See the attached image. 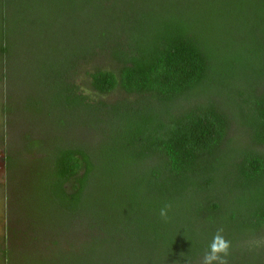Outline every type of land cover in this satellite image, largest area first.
Wrapping results in <instances>:
<instances>
[{
  "label": "trees",
  "instance_id": "1",
  "mask_svg": "<svg viewBox=\"0 0 264 264\" xmlns=\"http://www.w3.org/2000/svg\"><path fill=\"white\" fill-rule=\"evenodd\" d=\"M70 1L100 23L98 34L52 65L46 101L60 124L101 123V138L92 148L58 140L45 149L31 139L26 152L42 153L31 188L44 223L60 231L86 221L96 235L55 259L1 248L0 261L196 264L223 228L228 264H264V247L245 246L264 228V0ZM99 47L119 67L91 71V86L120 87L133 100L91 103L68 82ZM20 155L7 156L10 170Z\"/></svg>",
  "mask_w": 264,
  "mask_h": 264
},
{
  "label": "rangeland",
  "instance_id": "2",
  "mask_svg": "<svg viewBox=\"0 0 264 264\" xmlns=\"http://www.w3.org/2000/svg\"><path fill=\"white\" fill-rule=\"evenodd\" d=\"M96 11L93 7L91 15L96 16ZM0 21L4 41L11 47L7 52V44L0 43V250L9 249L16 258L32 255L55 259L62 256L60 248L80 251L96 232L81 220L72 221L60 231L44 223L47 214L35 201L31 188L37 171L41 174L43 170L42 153L27 154L26 150L27 146L34 149L28 143L31 139L43 140V149L58 140L92 148L100 140L101 123L95 128L71 124L64 118L65 123L60 124L46 101L52 97V65L59 67L66 55L80 54L92 46L100 23L83 13L80 2L70 0H0ZM109 51L99 47L82 56L67 76L88 102L112 104L135 98L120 87L99 93L91 86V71L118 69L119 63ZM236 134L233 127L229 136ZM10 153L27 158L10 170ZM256 241L264 242V228L246 239L245 246L264 247V243L257 247ZM3 261L0 264H5Z\"/></svg>",
  "mask_w": 264,
  "mask_h": 264
},
{
  "label": "clouds",
  "instance_id": "3",
  "mask_svg": "<svg viewBox=\"0 0 264 264\" xmlns=\"http://www.w3.org/2000/svg\"><path fill=\"white\" fill-rule=\"evenodd\" d=\"M171 204H166L160 210L161 218L168 219V211L171 209ZM223 228L217 230L213 240L209 246L210 250L205 253L202 264H228L227 257L230 255L231 242L228 241L223 235ZM264 243L256 241L257 247Z\"/></svg>",
  "mask_w": 264,
  "mask_h": 264
}]
</instances>
